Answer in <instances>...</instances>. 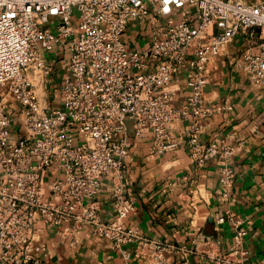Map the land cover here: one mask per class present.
<instances>
[{
    "label": "built area",
    "instance_id": "built-area-1",
    "mask_svg": "<svg viewBox=\"0 0 264 264\" xmlns=\"http://www.w3.org/2000/svg\"><path fill=\"white\" fill-rule=\"evenodd\" d=\"M132 21L149 25L142 46L123 37ZM244 36L235 66L264 90V0H0V264H45L46 244L38 238L50 228L71 246L88 228L113 249L147 245L150 264H172L162 254L165 244L123 222L136 207L123 193L129 130L134 137L149 133L155 156L178 147L168 126L183 121L191 160L219 161L221 195L229 200L236 147L219 148L202 136L206 120L230 104L207 102L204 90L207 66ZM57 44L67 51L58 87L41 53ZM179 73L188 94L175 104L171 81ZM104 177L110 221L99 214ZM226 220L232 244L215 261L255 264L244 247V221L229 209L216 218Z\"/></svg>",
    "mask_w": 264,
    "mask_h": 264
},
{
    "label": "crops",
    "instance_id": "crops-1",
    "mask_svg": "<svg viewBox=\"0 0 264 264\" xmlns=\"http://www.w3.org/2000/svg\"><path fill=\"white\" fill-rule=\"evenodd\" d=\"M140 22V21H139ZM142 23V24H140ZM130 22L123 37L140 46L139 38L146 22ZM135 27V29H133ZM248 39L235 37L206 69L207 102H227L230 108L206 120L202 140L207 144L235 146L228 162L233 171L229 200L221 195L220 163L217 159L197 166L191 160L185 143L186 124L176 120L168 129L179 140L178 147L160 155L149 152L151 137L145 133L134 137L129 130L131 158L124 173L127 185L124 195L135 201V210L123 220L145 238L165 244L163 256L167 262L179 264H224L215 261L232 244L230 221L217 224L216 218L231 210L233 218L244 221L247 234L244 247L247 258L264 264V90L256 86L241 68L235 66ZM47 59L53 64L54 86L58 87L65 72L66 48L57 44ZM177 75V74H176ZM173 77L176 90L172 101L180 104L188 94L186 82ZM51 99V98H50ZM48 99V101L50 100ZM55 101V100H54ZM99 214L105 221L114 218L109 197V178H102ZM39 240L45 242V264H150V248L137 243L125 244L120 250L88 228L77 232L74 245L57 228L45 229ZM150 247V246H149ZM187 251H184L181 248Z\"/></svg>",
    "mask_w": 264,
    "mask_h": 264
},
{
    "label": "rangeland",
    "instance_id": "rangeland-1",
    "mask_svg": "<svg viewBox=\"0 0 264 264\" xmlns=\"http://www.w3.org/2000/svg\"><path fill=\"white\" fill-rule=\"evenodd\" d=\"M132 23H136V24H138V23H140L139 21H132ZM140 24H142V23H140ZM133 29H135V27H133ZM148 34H145V36H147ZM138 37L139 38H137V39H140V37H142V34H139L138 35ZM143 43V41H140V46H141V44ZM41 53H42V56L47 60V59H49L50 57H51V53H50V51H47V50H44V49H41ZM48 99H50V98H48ZM47 99V100H48ZM56 103V105H57V103H58V101H56L55 102Z\"/></svg>",
    "mask_w": 264,
    "mask_h": 264
}]
</instances>
